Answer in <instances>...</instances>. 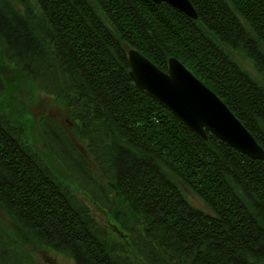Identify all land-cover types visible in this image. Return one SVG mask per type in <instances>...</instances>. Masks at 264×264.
<instances>
[{
	"label": "trees",
	"instance_id": "16d2710c",
	"mask_svg": "<svg viewBox=\"0 0 264 264\" xmlns=\"http://www.w3.org/2000/svg\"><path fill=\"white\" fill-rule=\"evenodd\" d=\"M193 20L151 0H0V49L35 90L65 101L106 184L51 117V154L126 232L113 240L0 107V205L31 240L75 264H264V159L204 140L129 76L135 49L174 57L217 94L264 149V0H190ZM0 76V97L5 92ZM179 183L209 209L193 205ZM127 240V239H126ZM0 234V264H22Z\"/></svg>",
	"mask_w": 264,
	"mask_h": 264
},
{
	"label": "rangeland",
	"instance_id": "374dc122",
	"mask_svg": "<svg viewBox=\"0 0 264 264\" xmlns=\"http://www.w3.org/2000/svg\"><path fill=\"white\" fill-rule=\"evenodd\" d=\"M234 56H236L237 61L241 64L243 69L253 78L264 82V76L257 70L256 66H254L251 61H247L238 55ZM0 76L6 86L4 94L0 97V107L12 123L20 130L24 141L39 154L59 180L86 203L99 224L107 229L110 237L127 246L126 243L128 242V238L126 232L107 211L96 204L92 198L70 178L60 162L49 151L47 142L41 134L39 123L42 118L51 117L56 120L84 157L94 176L101 183L106 184V180L102 176L93 158L88 153L85 141L80 138L76 131V126L71 118V111L67 107L65 101L35 90L31 81L7 60L1 49ZM179 185L184 195L193 205L210 213L206 205L200 201L189 188L182 183H179ZM0 234H3V240H12L14 250L18 254L17 256L21 257L22 264H75V261L69 255L56 252L32 241L30 236L21 231L12 221L1 205ZM129 254L131 260L135 264H146L132 250L129 251Z\"/></svg>",
	"mask_w": 264,
	"mask_h": 264
},
{
	"label": "water",
	"instance_id": "95a60500",
	"mask_svg": "<svg viewBox=\"0 0 264 264\" xmlns=\"http://www.w3.org/2000/svg\"><path fill=\"white\" fill-rule=\"evenodd\" d=\"M167 3L187 17L197 20L190 0H151ZM129 76L148 96L181 120L191 131L208 140L212 133L232 148L253 158L264 159V149L221 100L178 59H169L168 71L159 69L135 49L128 50Z\"/></svg>",
	"mask_w": 264,
	"mask_h": 264
}]
</instances>
